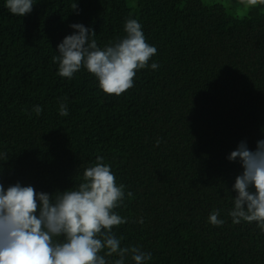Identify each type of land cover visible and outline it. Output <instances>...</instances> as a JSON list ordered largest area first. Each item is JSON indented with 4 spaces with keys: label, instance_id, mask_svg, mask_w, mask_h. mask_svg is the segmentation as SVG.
<instances>
[{
    "label": "trees",
    "instance_id": "16d2710c",
    "mask_svg": "<svg viewBox=\"0 0 264 264\" xmlns=\"http://www.w3.org/2000/svg\"><path fill=\"white\" fill-rule=\"evenodd\" d=\"M231 10L218 0H37L21 17L0 0V181L63 191L101 156L125 185L115 211L127 222L113 231L122 247L150 252L147 264H264V231L228 215L242 168L227 159L264 139V5ZM129 18L157 49L131 89L108 95L83 67L58 74L52 57L71 24L94 29L103 48ZM214 210L223 225L209 222Z\"/></svg>",
    "mask_w": 264,
    "mask_h": 264
},
{
    "label": "clouds",
    "instance_id": "9594fccd",
    "mask_svg": "<svg viewBox=\"0 0 264 264\" xmlns=\"http://www.w3.org/2000/svg\"><path fill=\"white\" fill-rule=\"evenodd\" d=\"M36 3L37 0H5V7L24 17ZM238 3L250 9L264 5V0ZM77 9L74 3L72 11ZM70 27L77 31L64 37L57 45L59 55L52 57L58 63V74L72 79L83 67L108 95L120 96L131 89L136 73L149 67L157 53L134 18L126 19L122 38L103 48L94 38V29L82 23ZM150 67L156 70L159 64L153 62ZM33 111L39 116L42 108L36 105ZM59 113L68 115L63 102ZM8 159L7 153L0 152V162ZM227 159L238 161L242 168L232 186L236 195L228 215L234 224L255 222L264 231V139L256 142L255 149L241 141ZM103 161L97 156L94 165L83 171L82 180L63 191L38 192L34 186H24L19 181L5 187L0 181V264H125L128 257L134 264H147L152 259L150 252L140 246L122 247L121 238L113 231L127 222L115 211L124 205L125 185L117 184L111 167ZM131 196L127 192V197ZM208 219L213 226L225 222L219 218V210L211 212ZM114 255L118 258L110 262L108 258Z\"/></svg>",
    "mask_w": 264,
    "mask_h": 264
},
{
    "label": "rangeland",
    "instance_id": "374dc122",
    "mask_svg": "<svg viewBox=\"0 0 264 264\" xmlns=\"http://www.w3.org/2000/svg\"><path fill=\"white\" fill-rule=\"evenodd\" d=\"M224 3L226 7H231L234 14L244 16L247 14L248 9H244L242 5L238 3V0H218Z\"/></svg>",
    "mask_w": 264,
    "mask_h": 264
}]
</instances>
